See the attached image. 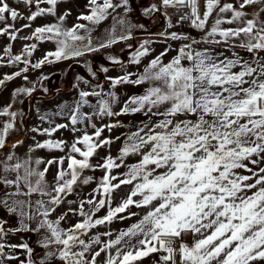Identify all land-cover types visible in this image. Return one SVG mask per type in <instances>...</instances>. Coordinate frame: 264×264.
Returning <instances> with one entry per match:
<instances>
[{
    "label": "snow or ice",
    "instance_id": "obj_1",
    "mask_svg": "<svg viewBox=\"0 0 264 264\" xmlns=\"http://www.w3.org/2000/svg\"><path fill=\"white\" fill-rule=\"evenodd\" d=\"M19 2L29 8L35 5L36 10L22 17L15 8L10 7L7 0H0V22H5V27L0 28V35H7L11 40L17 39V33L31 27V23L17 29L14 23H7L8 19L15 22L23 18L32 22L41 16L55 15L59 0ZM121 2L125 6L128 4V0ZM237 2L238 7L233 3H222V0H204L201 14L199 0H162L165 6L189 8L190 12L181 15L180 21L188 20L191 27L201 31L207 29L210 18L215 14L205 41L216 35L222 37L225 44L229 40H239V44L230 45L229 50L240 47L252 54V60H244L236 52L230 58L223 53L213 55L207 49L195 51L192 44L197 41L193 40L191 44L183 45L178 55L168 63L161 60L165 53L156 56L136 79L130 78L132 73L117 78L108 77L113 87L122 83L149 85L143 94L129 97L119 112H113L111 107L117 100L115 93H108V99H105L101 92H81V101L77 102L70 116L72 125H76L78 120L91 119L85 114L78 115L81 106L88 104L85 99L88 96L100 97L98 106L102 115L143 113L146 122H142L136 131L125 138L117 157L120 163L109 156L99 165L106 174L95 191L102 189L106 199L96 201L93 197L81 200L78 208H69L54 220L49 218L50 214L74 192V185L81 178L85 185L93 180L91 176L83 177L84 170L92 168L89 158L98 148L112 141L104 139L95 142L93 136L85 132L71 143L67 157L48 161L36 159L34 164L37 167L32 166L31 157L22 163L5 164V172L16 173L14 180L0 177V184L16 186V193L8 196L20 194L23 184L27 188L23 194L31 196L38 193L41 197H48L47 200L35 201L34 213L19 212L21 228L16 231L43 232V238L38 243L46 249L53 245L62 246L58 249V257L63 264H97L101 253H106L103 264H136L154 253H160L157 264H264V166H261L264 165V57L259 55L264 52V19L260 18L264 8L254 13L252 18H246L247 12L244 11L246 6L264 3V0ZM43 3L49 7H40ZM87 6L89 14H81L77 19L98 25L111 15L109 10L115 11L121 4L113 0H88ZM156 10V5H153L145 10V14ZM228 13L230 16L225 15ZM68 15L70 12L60 15L58 20L64 21ZM113 19V31L116 24L123 26L126 23L123 18ZM233 23L237 26L222 27L223 24ZM81 29L86 33L92 31L83 23L69 29H65L61 23L36 27L32 35L24 39L55 40L57 47L55 52H49L33 67L52 62L48 60L49 56L60 60L96 51L90 46V36L79 34ZM130 37L129 31L127 36H120L119 39ZM171 37L186 38L175 32L171 33ZM85 40L87 43H78ZM113 43L116 40L110 39L100 47ZM149 43L144 41L141 44L142 50L133 54L132 63L139 64L141 58L148 54L146 45ZM35 48V44L25 46V51L31 54ZM10 51L11 45L5 49V53ZM20 60L21 56L16 55L10 57L9 63ZM253 64L256 66L253 67ZM22 71L26 72L27 68ZM101 71L107 73L108 69L102 68ZM14 75L19 76L21 73L16 72ZM24 78L27 79L26 76ZM11 79V75L4 77V80ZM4 80H0V84ZM0 114H7V110ZM10 115L14 120L16 113ZM153 117L159 119L153 120ZM117 126L107 127L111 129ZM13 127V123H5L0 128V149L5 147L6 136ZM66 127L58 124L55 128L44 129V132L50 134ZM102 131L96 128L95 137L99 138ZM78 144H82L84 150ZM65 146L66 142L62 140H46L35 145L36 148L61 151ZM76 153L82 159L73 155ZM130 156L138 157L137 162L126 164L125 158ZM12 158L11 154L7 157L8 160ZM65 159L68 160L67 170L60 168L54 178L55 183L49 185L46 180L48 167L41 171L38 166L42 163L62 165ZM249 164L255 167H249ZM122 165L127 168L126 172L119 176L111 175L113 168ZM240 170L249 174H241ZM124 185L130 186V190L117 206L109 207L104 217L93 219L100 208L111 204L114 193ZM0 203L8 207L10 212H16L17 204L23 202L13 201L9 205L7 200H3ZM67 203L73 204L75 201L68 200ZM85 204L89 205L87 211ZM28 206H32L31 201ZM132 207L143 211L138 222L120 231L114 239L103 242L102 247L96 248L102 243L99 235L81 239V236L88 235L89 230L110 223L113 218L125 220L139 216V213L131 211ZM68 212L78 214L83 219L65 229L60 225ZM124 213L127 215H118ZM33 220L36 227L30 229L26 221ZM5 234L3 222L0 221V239ZM104 235L111 237L112 233L105 232ZM185 237H190V241H186ZM6 247L25 249L29 254L27 264H37L31 259L33 249L27 243L10 246L0 243V264H5V259H17L5 252ZM56 256L57 252H47L39 264H46ZM20 264H25V261H20Z\"/></svg>",
    "mask_w": 264,
    "mask_h": 264
},
{
    "label": "rangeland",
    "instance_id": "obj_2",
    "mask_svg": "<svg viewBox=\"0 0 264 264\" xmlns=\"http://www.w3.org/2000/svg\"><path fill=\"white\" fill-rule=\"evenodd\" d=\"M141 1L142 0H128V4L125 6L122 4L121 0H113L114 3H120L121 7L115 9V11L109 10L111 15L98 25H92L89 21L77 19L81 14H89V8L87 6L88 0H59L56 5L55 15L41 16L32 22L23 18L15 22L10 19L7 20L8 24L14 23L17 29L22 28L26 23H31V27L23 28L22 31L18 32L17 39L15 40L9 39L7 35H0V80H4V77L7 75L13 76V79L4 80V83L0 84V109L5 108L7 110V114H5V123L14 124V127L9 130L6 136V145L3 148L5 149L3 152L8 151L9 154L4 156L6 159H0V166L3 164H8L10 166L17 162L22 163L31 157L33 162L32 166L37 167L34 164L36 159L48 161L54 158L58 160L60 157L68 156L69 149L66 150V146L63 151L59 149L35 147L37 143L42 144L46 140H62L67 143L70 138L71 140H75L74 137H82L85 132L93 136L95 142L105 139V121L109 116L99 113L98 100L100 97H86L85 99L88 100V104L82 105L79 110L78 115L85 114L90 116V120H78L76 125H72L70 116L76 108L77 102L81 101V92H101L102 97L105 99H108V93H115L117 100L111 105L113 111L115 108L122 107L120 104L128 100L129 97L143 94L144 90L149 86L147 83L142 85L122 83L113 87L111 81L108 79V77L117 78L128 73L133 74L130 77L131 79H136L138 74L143 72L144 67L158 56L156 49L146 45L149 50L148 54L141 58L139 64L132 63L133 54L138 50H142L140 47L141 44L144 41L171 39L168 32L165 33V35H159L162 31L168 29L169 23L167 22L168 25L165 23L159 25V21H157L156 23L159 26L153 28L151 26L153 20H157L159 17L154 14L145 15V10L147 8H140L141 6L139 5ZM7 2L10 7L15 8L22 17H26L31 11L36 10L35 5L29 8L20 3L19 0H7ZM148 3H150V8L153 5L158 6L161 4L158 3L157 0H149ZM40 7L47 8L49 5L43 3ZM158 9L153 12L164 18L165 15L162 11V6L161 10L159 9L160 12ZM187 9L189 10V8ZM66 12H70V15H68L64 21H59L58 17ZM113 18L117 20L123 18L126 23L123 26L116 24L115 30L113 31ZM53 23H61L65 29L72 28L79 23H83L92 28L91 33H86L81 29L79 30V34L90 36V46L97 50L85 52L83 56L71 57L68 59L56 60L55 57L49 56L48 60L52 62H44L40 67H33V65L43 60L49 52H55L57 44L55 40H36L35 38L24 39V37H30L36 27ZM164 25L166 26L165 29ZM4 27L5 22H0V28ZM169 28L171 29V27ZM154 29L158 30L154 31ZM129 31L131 32V37L129 39H119L120 36H127ZM158 31L160 33H158ZM110 39L116 40V43L110 44L107 47H100L101 44H107ZM78 43H87V40ZM32 44H35L36 48L29 54L25 51V46H30ZM9 45H11V51L6 54L5 49ZM16 55H20L21 60L9 63L10 57ZM148 59L149 61H147ZM25 60L28 61L27 64L24 63ZM114 61H119V63ZM24 68H27L26 72L22 71ZM102 68H107L108 72L105 73L101 71ZM89 69H91V71H89ZM16 72H20L21 75L15 76L14 73ZM93 73H95V75H93ZM25 76L27 79L24 78ZM18 89H31L32 91L30 93L17 92ZM10 113H16L14 120ZM58 124H64L68 127L59 128L50 134L44 132V129L55 128ZM93 125H95V128ZM73 128L76 129L75 132L72 131ZM96 128L103 129L99 138H96L94 135ZM82 147L84 148V146ZM30 149L33 150L30 151ZM102 152H104V149H102ZM0 153H2V151H0ZM10 154L13 156L12 160L7 159ZM67 164L68 160L65 159L62 165H46L42 163L38 166V169L42 171L45 167H48L46 180L49 185H52L55 183L54 178L58 170L60 168L67 170ZM91 165L92 168L86 169V171L93 170L92 162ZM3 171L4 169L0 172V177H6L11 180L15 179V172L4 171V173H2ZM22 174L23 169H21V175ZM83 174L87 176L85 171ZM79 185L76 184L77 187ZM21 189L22 192L20 194L8 196L7 194L16 193V186H5L0 184V201L7 200L9 205H11L13 201L23 202L22 204H17L16 212H10L8 207L0 203L3 205L5 213L10 214V216L16 219V222L8 225L9 229L21 227L20 211L28 214H32L36 211L35 202L31 207L28 206L29 198L35 197L36 200L48 199V197H41L38 193L26 196L23 193L27 192V188L24 187L23 184H21ZM0 218L3 222L4 212L2 215L0 214ZM34 225H36V222ZM33 235L35 239L29 238V240H25V243L33 249L32 260L39 264V262L44 259L47 252H57V256L48 260L46 264H63V261L58 257V249L62 246L53 245L46 249L38 243L43 238L44 233L35 232ZM21 251L24 252L25 259L27 260L29 254L25 249H21Z\"/></svg>",
    "mask_w": 264,
    "mask_h": 264
},
{
    "label": "crops",
    "instance_id": "obj_3",
    "mask_svg": "<svg viewBox=\"0 0 264 264\" xmlns=\"http://www.w3.org/2000/svg\"><path fill=\"white\" fill-rule=\"evenodd\" d=\"M148 2H149V0H142L141 4L139 5V6H141L140 8L150 9V7H149L150 3H148ZM157 2L161 3L160 5L156 6L157 9L159 7V9L161 10V6L163 8L171 7V6L167 7V6L163 5L162 0H157ZM240 2H242V0H240ZM222 3H233L236 7L239 6L237 0H222ZM199 7H200V13L202 14L204 11V0H199ZM261 8H264V3H257L255 5L246 6V8L244 9V11L247 12L246 18H252L253 14L256 12H260ZM159 9H158V11H159ZM149 14H152V15L154 14V15H157V17H159L157 20H153V22L151 24V26L153 28H155L156 26H159L162 23L163 24L165 23L168 25V23H167L168 21H167L165 13H164V15H165L164 18L155 12H151ZM225 15L230 16V13L225 14ZM260 18L264 19V12L260 13ZM214 19H215V14L213 15V17L210 18L209 25L207 26V29L205 31H201V30L195 29V28L190 26V32H189V39L188 40H186V39L176 40V39H172V37H171V39H156V40L150 41V43L147 44V46H150L151 48L156 49L158 52V55H160L161 53H165V55L161 57V60L163 63L170 62L173 59V57L178 55L179 49L183 45L191 44L193 40L197 41V43L192 44V48L195 51H204L205 49H207L213 55H216L218 53H223L224 56H227L230 58L232 57L233 52H236L244 60L251 61L252 60V54L248 53L246 50H244L240 47H234L231 50H229V46L232 44L238 45L239 40H229L228 43L225 44L223 42V38L220 37L219 35H216L215 37H208L207 42L205 41L207 31H210L211 22L214 21ZM157 21H159V25L156 23ZM236 26H237L236 23H233L231 25H229V24H223L222 25V27H225V28L226 27H236ZM165 28H166V26L164 25V29ZM155 30H158V29H154V31ZM150 31H153V30H150ZM167 32H168L169 36H171V33L175 32V30L172 27H171V29L168 27L167 30L165 29L161 33H167ZM158 33H160V32L158 31ZM180 36L184 37L185 35H180ZM214 41H221V42L216 43ZM165 50H167V51H165ZM125 51H126V49H125ZM259 55L261 57H264V52L259 53ZM221 58H223V57H221ZM147 61H149V59ZM255 66L256 65L253 64V67H255ZM120 105H122V107H123L124 103H121ZM122 107H118V108L113 109V112H119ZM4 110H5V108L4 109L1 108L0 113H3ZM146 119L147 118L144 116L143 113H135V114L129 113V114H122L119 116H109L106 119L104 138L111 140L112 143L107 145V146L100 147L96 150V153L92 157L89 158L90 164H91V162L93 164V170L92 171L84 170L85 173L87 174V176L83 174V177L91 176V177H93V180L90 183L85 185L82 183V178H81L77 183L78 185L80 184L79 185L80 187L79 186L77 187L76 185H74V192L65 198L64 203H62L61 205L56 207V211L54 213L50 214V216H49L50 219H53V220L57 219L61 214H64L65 212H67L69 208H73V209L78 208L79 201H81V200L92 199L93 197H95L96 201H98L99 199H106V196L103 193L102 189H100L99 191H95L99 187V182H100L101 178L106 174L105 169L99 167V165H102L105 162V159L109 156H111L116 163H120V160L117 159V157H119V155H120V149L124 145L125 138L127 137V135L129 133L136 131L137 128L139 126H141L142 122H146ZM157 119H159V117H153V120H157ZM4 124H5V114H0V128H2ZM116 124H118L119 126L112 127L111 129H109V127H107L109 125H116ZM117 137H119V139H117ZM74 139H77V138L74 137ZM73 141L74 140H71V138L69 139V142L66 143V150L70 148V143ZM96 142H98V141H96ZM77 146L81 147L82 150H84V148L82 147L83 145L78 144ZM102 149H104V152H102ZM4 150L5 149H0V151H2V153H0V159H2V158L6 159V157L4 158V156L9 154L8 151L3 152ZM74 155L77 159H82V157H80L78 153H76ZM137 160H138V157L130 156V157L125 158V163L130 165L132 163L137 162ZM4 165L5 164L0 166V172L4 169ZM261 166H264V165H261ZM249 167H255V166L249 164ZM126 171H127V168L122 165L120 168H113L111 170V175L119 176L120 173H123ZM88 172H89V174H88ZM240 172H241V174H244V175L249 174L244 170H240ZM2 173H4V171ZM15 175H16V173H15ZM117 182L118 181H113V183H117ZM129 190H130V186H127V185L121 186V188L114 193V198H113L111 204H106L104 207L100 208L95 213L93 219L104 217L107 214L108 208L109 207H113V208L116 207L117 204L120 202V200L125 197V195L128 193ZM68 200L75 201V203L68 204L67 203ZM29 201H31V203L34 204V202L36 201V198L35 197L29 198ZM88 209H89V205L85 204V211H87ZM131 211L139 213V216L130 217V218L125 219V220L113 218V220L110 223L106 222L103 225H98L94 229L89 230L88 235L81 236V239L87 240L89 238V236L99 235L102 243L100 245H97L96 248L98 249L99 247H102L103 242L108 241L110 238L114 239L115 236L118 235L120 231L126 230L133 223L138 222L139 218L143 215V211L141 209H137L135 207H132ZM3 212H4V219H3V223H4L3 225L4 226L3 227L5 228L6 234L3 236L2 239H0V243H4L6 246H10V245H16V244H20V243H25V240H29V238L35 239L33 237L34 236L33 234L35 233L34 231H30V230L29 231H24V230L16 231V229H19L21 227L16 228V229H12V228L9 229L8 225L16 222V219L13 216H10V214H6L5 210L3 209V205L0 204V214L2 215ZM68 214L69 215L62 221V228L67 229V228L71 227L72 225H74L75 223H77L78 221L83 219L78 214H73L72 212H68ZM118 215H127V213L118 214ZM0 221H1V218H0ZM26 222L28 223L30 229L35 228L36 225H34V223H35L34 220L33 221H26ZM105 232H111L112 236L111 237L105 236L104 235ZM190 239H191L190 237H185L186 241H190ZM5 252L8 255H12V256L17 257V259H13V260L5 259V264H20V261H25V264H27V261L29 258L27 260L25 259V254L23 251H21L20 248L6 247ZM159 255H160V253H154V254L150 255L149 257L143 258L141 261L136 262V264H157V262L159 260ZM31 258H32V255H31ZM105 259H106V253H101V256L97 258V264H103V261Z\"/></svg>",
    "mask_w": 264,
    "mask_h": 264
},
{
    "label": "built area",
    "instance_id": "obj_4",
    "mask_svg": "<svg viewBox=\"0 0 264 264\" xmlns=\"http://www.w3.org/2000/svg\"><path fill=\"white\" fill-rule=\"evenodd\" d=\"M167 11V19L168 22L171 23V26H173L174 28L178 29L180 31L181 28H183L185 31H183L184 33H189L190 30V22L188 20H184V21H180V16L184 15L185 13L190 12L187 7H170L169 9L166 10ZM178 36H180L178 34ZM184 37H186L185 39L188 40V36L185 35ZM178 40V39H176Z\"/></svg>",
    "mask_w": 264,
    "mask_h": 264
}]
</instances>
